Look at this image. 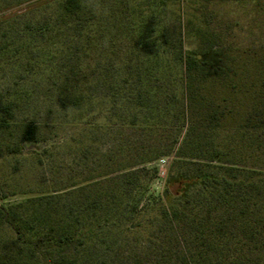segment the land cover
Instances as JSON below:
<instances>
[{
    "label": "trees",
    "instance_id": "obj_1",
    "mask_svg": "<svg viewBox=\"0 0 264 264\" xmlns=\"http://www.w3.org/2000/svg\"><path fill=\"white\" fill-rule=\"evenodd\" d=\"M119 1L116 11L95 0H0V24L22 6L30 17L0 26V61L20 69L14 87L0 82V264H87L73 252L103 246L113 228L127 243L143 233L140 254L154 264H264V79L229 125L234 111L216 94L232 87L222 46L197 26L198 48L185 50L161 20L163 0ZM199 1L251 6L264 21V0ZM112 16L128 37L123 55L104 39ZM29 76L45 78L58 126L75 129L62 140L66 205L56 190H11L40 135L23 114ZM94 131L109 137L103 154ZM164 159L156 193L150 165ZM16 194L20 202L2 203ZM140 254L123 259L141 264Z\"/></svg>",
    "mask_w": 264,
    "mask_h": 264
},
{
    "label": "rangeland",
    "instance_id": "obj_2",
    "mask_svg": "<svg viewBox=\"0 0 264 264\" xmlns=\"http://www.w3.org/2000/svg\"><path fill=\"white\" fill-rule=\"evenodd\" d=\"M146 1L126 0L133 6L142 5ZM163 1L165 7L161 20L169 29L170 37L174 40L180 39L185 50H197V39L194 37L197 26H200L209 40H214L222 46L221 64L232 78L230 81L232 87H220L219 90H216V94L219 98L225 99L228 108L234 111L228 120L229 125L238 122L242 111L254 103L252 91L257 90L264 79V21L261 13L251 6L233 2ZM119 2V0L113 3L95 0L97 7L107 5V8L114 10L120 6ZM27 12V6L19 7L10 15L11 24L7 25V22H2L1 28L13 29L12 26H18V22L21 23L19 28H22L25 18H30L26 16ZM111 20L112 22H109L105 31L104 39L116 41L119 46L118 53L123 55L125 50H120V44L128 42V37L123 33V29H120L118 18L112 16ZM186 20H189V24L184 27ZM12 33H16V30ZM1 39L4 40V37ZM98 42H102V39H99ZM16 68L5 61H0L1 85L15 86L14 78L20 75V69ZM25 85L32 91V96L24 105V118L26 116L28 120H33L39 125L40 135L37 142L25 145L27 152L19 159L21 179L15 183L17 185L11 190H25L29 186L33 189L56 190L58 191L57 196L60 197L57 199L58 204L66 205L72 201V196L68 195L71 190L66 188L69 185L66 168H70V165L66 161L67 150L62 144V140L75 129L58 126L60 115L52 108L55 102L48 96L45 78L29 76ZM95 119L97 120L95 124L104 123L101 118ZM94 136L99 139L96 144L99 153H105L110 144L109 137L96 131H94ZM45 149L48 152L42 155ZM96 156L92 160H95ZM169 162L170 159H164L150 165L158 169L157 180L152 185V189L156 193L162 189ZM21 199L23 197L19 194L9 195L2 200V203L13 204L20 202ZM104 234L106 241L103 246L97 244L96 248L88 247L73 252L78 261L87 264H133L132 261L123 259L124 254L129 250H135L140 254L142 249L140 251L139 247L143 245V233L136 232L131 237H127L128 243L123 240V235H120L117 228L108 230ZM106 245L109 249H105ZM116 250L120 252L117 257L114 255ZM146 255L144 252L140 254L141 264H154L153 256Z\"/></svg>",
    "mask_w": 264,
    "mask_h": 264
}]
</instances>
